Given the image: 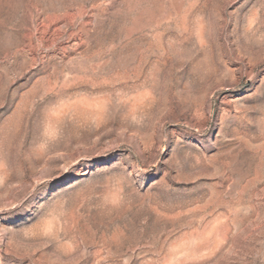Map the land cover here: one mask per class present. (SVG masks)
Instances as JSON below:
<instances>
[{
	"label": "rangeland",
	"instance_id": "374dc122",
	"mask_svg": "<svg viewBox=\"0 0 264 264\" xmlns=\"http://www.w3.org/2000/svg\"><path fill=\"white\" fill-rule=\"evenodd\" d=\"M0 264H264V0H0Z\"/></svg>",
	"mask_w": 264,
	"mask_h": 264
}]
</instances>
